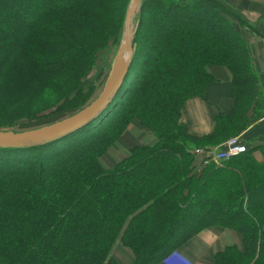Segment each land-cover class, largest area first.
I'll use <instances>...</instances> for the list:
<instances>
[{"label":"trees","instance_id":"16d2710c","mask_svg":"<svg viewBox=\"0 0 264 264\" xmlns=\"http://www.w3.org/2000/svg\"><path fill=\"white\" fill-rule=\"evenodd\" d=\"M127 2L0 0V129L29 102L47 109L46 92L63 100L58 110L82 106L92 87L84 92L81 76L120 29ZM134 20L128 73L100 117L41 146L0 148V264H123L116 244L132 264H160L209 227L242 242L213 264H264V164L243 141L246 151L222 166L194 164L198 151L245 130L260 103L257 69L234 22L252 25L221 0H143ZM210 65L229 72L233 107L197 137L181 109L203 99ZM131 124L156 142L105 168L102 156Z\"/></svg>","mask_w":264,"mask_h":264},{"label":"crops","instance_id":"0c3cea01","mask_svg":"<svg viewBox=\"0 0 264 264\" xmlns=\"http://www.w3.org/2000/svg\"><path fill=\"white\" fill-rule=\"evenodd\" d=\"M234 2L240 4L238 11L253 28L252 34L250 33L249 36L251 39H249L250 43L254 45L252 57L253 65L257 69L256 88L260 102L249 108V125L237 136H240L248 150L252 151L255 161L264 164V154L260 150V147L264 146V73L262 71L264 4L253 3L248 0H234ZM207 70L213 77V81L207 85L203 99L192 98L186 101L181 109L180 121L187 126L191 135L197 137L211 133L214 128L215 117L220 113H230L233 107L232 81L227 69L210 65ZM137 128H139L138 125L131 124L129 131H126L102 156L100 161L105 168L113 167L136 145H152L156 142L154 135L141 133ZM221 143L216 144V146ZM216 146L214 145V147ZM208 151L200 150L196 154L194 164L198 168L205 165V154ZM231 244H235L238 248L242 247L241 237L238 233L233 230L209 227L200 231L161 264H213V255ZM112 254L123 264H132L133 262L130 251L120 244L114 246Z\"/></svg>","mask_w":264,"mask_h":264},{"label":"water","instance_id":"95a60500","mask_svg":"<svg viewBox=\"0 0 264 264\" xmlns=\"http://www.w3.org/2000/svg\"><path fill=\"white\" fill-rule=\"evenodd\" d=\"M143 0H130L125 13L122 42L114 56L111 70L95 100L75 114L47 126L24 132L0 131V148H28L61 139L100 117L113 102L124 83L132 55L133 22ZM264 4V0H248Z\"/></svg>","mask_w":264,"mask_h":264},{"label":"rangeland","instance_id":"374dc122","mask_svg":"<svg viewBox=\"0 0 264 264\" xmlns=\"http://www.w3.org/2000/svg\"><path fill=\"white\" fill-rule=\"evenodd\" d=\"M129 1L130 0H128V2L126 4L125 13H126V10L128 8ZM184 1L185 2H191V0H184ZM221 1H223L225 3V5H227L229 8H231L233 11L240 13L238 11V9L240 8V4H237L236 2H234V0H221ZM125 13H124V17L122 19L120 29L117 30L116 33L111 35V37L109 38L108 43L104 49L98 50L96 52L95 64H94V66L91 67V69L89 70L87 75L81 76V86H82L84 92H86L89 87H92V94L90 95V97L87 99V101L82 106L72 108V109L58 110L56 108L59 105L63 104V100L57 101V94L52 93V92L51 93L46 92L44 97L49 96V98L45 99V102H44L45 105H47V106L49 105V107H47V109L42 110V111L37 113L36 111L38 110V108H37L36 104L40 103V102H29V104H28L29 108H27V106H25V105H22L23 106L22 113L24 114V116H20V114H18L17 116H15V117H18V119L15 120L14 123L8 124V126L6 125V126L2 127L0 129V131L10 130V131H15V132H24V131H29V130H33L36 128H40L43 126H47V125H50L52 123H55L57 121H60L62 119H65V118L75 114L77 111L81 110L82 108H84L85 106L90 104L93 100H95L97 98V96L99 95V93L101 92L103 86H104L106 78L108 77L109 72L111 70V66H112L114 56H115L117 49L119 48V46L122 42ZM135 19H136V17H135ZM234 24L236 25L237 29L242 33V36L244 37V39L247 43V46L250 48V52H251L250 54L252 57L254 45L250 43L251 37H249V36H250V33H251L253 28H247V27L241 28L237 23L234 22ZM135 28H136V23L134 20V22H133V34L135 31ZM251 36H254V35H251ZM132 39H133V36H132ZM252 60H253V57H252ZM73 95H74V92H72L70 98ZM24 103H26V102H22V104H24ZM129 126L126 130L127 132L129 131ZM139 128H137V129L140 130V132L142 133L143 132L142 128L141 129H139ZM231 137H233V136H231ZM127 155L128 154H126L125 156H127ZM176 251H178V250H175L174 252H176ZM174 252H172L170 255H172ZM170 255H168L167 257H169ZM167 257H165L161 261V263L164 262Z\"/></svg>","mask_w":264,"mask_h":264},{"label":"built area","instance_id":"2783aa9c","mask_svg":"<svg viewBox=\"0 0 264 264\" xmlns=\"http://www.w3.org/2000/svg\"><path fill=\"white\" fill-rule=\"evenodd\" d=\"M263 68L264 73V48H263ZM246 151V146L243 144L240 136H233L226 139L220 145L212 148L205 154V164L213 162L217 166H222V163L230 158L242 154ZM199 152V151H198Z\"/></svg>","mask_w":264,"mask_h":264}]
</instances>
